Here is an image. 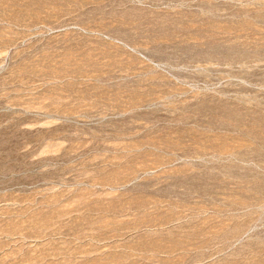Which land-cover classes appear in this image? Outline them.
<instances>
[{
	"label": "rangeland",
	"instance_id": "374dc122",
	"mask_svg": "<svg viewBox=\"0 0 264 264\" xmlns=\"http://www.w3.org/2000/svg\"><path fill=\"white\" fill-rule=\"evenodd\" d=\"M0 264H264V0H0Z\"/></svg>",
	"mask_w": 264,
	"mask_h": 264
}]
</instances>
